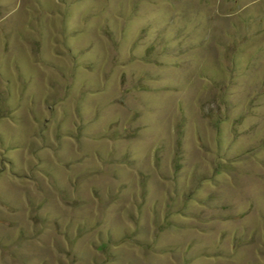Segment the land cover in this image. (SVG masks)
Wrapping results in <instances>:
<instances>
[{
	"label": "rangeland",
	"instance_id": "rangeland-1",
	"mask_svg": "<svg viewBox=\"0 0 264 264\" xmlns=\"http://www.w3.org/2000/svg\"><path fill=\"white\" fill-rule=\"evenodd\" d=\"M0 264H264V0H0Z\"/></svg>",
	"mask_w": 264,
	"mask_h": 264
}]
</instances>
